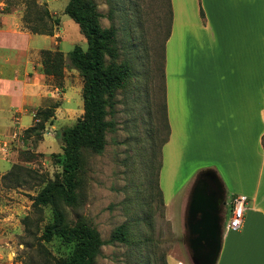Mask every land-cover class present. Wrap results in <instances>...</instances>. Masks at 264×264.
Returning a JSON list of instances; mask_svg holds the SVG:
<instances>
[{"label": "rangeland", "instance_id": "1", "mask_svg": "<svg viewBox=\"0 0 264 264\" xmlns=\"http://www.w3.org/2000/svg\"><path fill=\"white\" fill-rule=\"evenodd\" d=\"M0 1L9 12L2 26L0 56H9L11 61L3 64L0 72L8 80L14 74L21 80L29 65L23 57L12 58L18 50L28 55L33 66L30 77L25 79L27 72L23 73L22 97L21 89L13 94L8 85L5 98H0V264H55L57 259L67 256L70 247L55 237L47 243L40 239L44 225L51 221V211L49 207L34 208L31 199L44 182L55 180L60 173L58 135L82 115V80L69 66L64 68L59 81L43 75L36 77L34 69L40 66V50H58L66 60L73 46L84 50L86 43L78 26L63 14L68 0H31L36 6L27 16L28 26L38 24L44 8L52 18L47 22L52 35L29 37L15 36L19 31L28 33L21 17L29 0ZM89 1L99 15V27L115 30L116 62L128 63L132 75L126 87L116 91L112 108L106 109L105 120L112 126L104 133L102 152H83L77 204L62 205V210L66 222L79 218L95 229L103 244L94 264H166V251L174 242L182 244L188 253L186 245L179 242L185 237L184 209L194 182L192 176L188 178L191 165L181 170L179 164L172 166V178L168 168L160 171V147L167 135L162 57L168 29V0ZM54 19L57 25H52ZM10 103H16V108L9 109ZM48 108L53 110V116L44 123L39 136L24 137L23 130L34 125V112ZM12 166L18 170L2 180ZM159 186L166 194L185 189L177 235L170 232L162 217ZM224 201L223 224L230 217L227 194ZM165 212L174 224L172 202ZM120 225L127 229V243L108 242Z\"/></svg>", "mask_w": 264, "mask_h": 264}, {"label": "crops", "instance_id": "2", "mask_svg": "<svg viewBox=\"0 0 264 264\" xmlns=\"http://www.w3.org/2000/svg\"><path fill=\"white\" fill-rule=\"evenodd\" d=\"M168 6L162 57L167 135L160 147V171L168 168L172 178V166L191 165L193 182L199 172L210 170L229 203L235 195L245 196L240 228L231 231L221 224L215 264H264V0H168ZM4 7L0 1V36L9 14ZM20 32L15 36H33ZM21 52L12 58L23 57L29 65L23 71L26 79L33 66ZM10 62L1 55L0 69ZM39 68L36 77L42 76ZM23 73L19 81L15 74L8 80L0 72V98L8 85L13 94L21 89L22 97ZM159 188L162 217L177 235L185 189L166 194ZM171 202L174 224L165 215ZM165 263L190 264L182 244L168 248Z\"/></svg>", "mask_w": 264, "mask_h": 264}, {"label": "trees", "instance_id": "3", "mask_svg": "<svg viewBox=\"0 0 264 264\" xmlns=\"http://www.w3.org/2000/svg\"><path fill=\"white\" fill-rule=\"evenodd\" d=\"M35 6V2L31 0L25 2V15L21 17L24 28L33 35L51 36V27L47 22L52 18L44 8L42 14L38 16V24L28 26L27 16ZM2 12L8 11L4 7ZM63 14L78 26L86 47L82 50L79 46H73L67 53L66 60L63 53L58 50H40L38 53L40 72L59 81L67 66L76 71L82 80V115L72 126L64 128L58 135L61 141V153L57 157L60 167L58 177L53 181L44 182L43 187L31 200L34 208L49 207L51 211V221L44 225L40 239L47 243L55 237L70 247L67 256L57 259L55 264H94L103 243L95 229L84 220L78 218L73 223L66 222L62 205L72 207L77 204L80 196L83 152L88 151L92 154L102 152L105 145L104 133L112 126L105 120L106 109L112 108L116 91L126 87L132 70L128 63L116 62L118 54L115 30L112 27L106 29L99 27L97 21L99 15L91 1L68 0L63 8ZM52 25H57V19L52 21ZM52 116L51 108L37 109L33 115L34 125L23 130V136L26 138L31 135L39 136L44 129V123ZM260 145L264 151V134L260 139ZM17 170V166H12L1 179L12 176L13 171ZM158 198L162 205L159 191ZM126 237L127 229L120 225L112 232L108 242L126 244Z\"/></svg>", "mask_w": 264, "mask_h": 264}, {"label": "water", "instance_id": "4", "mask_svg": "<svg viewBox=\"0 0 264 264\" xmlns=\"http://www.w3.org/2000/svg\"><path fill=\"white\" fill-rule=\"evenodd\" d=\"M208 180L216 188H209ZM224 206L223 190L215 173L210 170L199 172L190 189L184 218L183 243L190 264H215Z\"/></svg>", "mask_w": 264, "mask_h": 264}, {"label": "built area", "instance_id": "5", "mask_svg": "<svg viewBox=\"0 0 264 264\" xmlns=\"http://www.w3.org/2000/svg\"><path fill=\"white\" fill-rule=\"evenodd\" d=\"M246 197L235 195L230 201V217L225 224L226 229L236 231L240 228L243 220Z\"/></svg>", "mask_w": 264, "mask_h": 264}, {"label": "flooded vegetation", "instance_id": "6", "mask_svg": "<svg viewBox=\"0 0 264 264\" xmlns=\"http://www.w3.org/2000/svg\"><path fill=\"white\" fill-rule=\"evenodd\" d=\"M207 185L209 188H216L215 184L208 180Z\"/></svg>", "mask_w": 264, "mask_h": 264}]
</instances>
